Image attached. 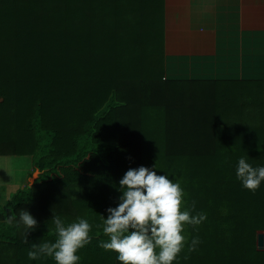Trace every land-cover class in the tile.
Here are the masks:
<instances>
[{
  "label": "trees",
  "instance_id": "trees-1",
  "mask_svg": "<svg viewBox=\"0 0 264 264\" xmlns=\"http://www.w3.org/2000/svg\"><path fill=\"white\" fill-rule=\"evenodd\" d=\"M5 5L0 156L29 157L34 175L0 207V264H55L27 256L57 238L53 215L92 225L79 264H120L98 246L108 239L101 216L139 166L180 183L182 210L206 214L184 226L179 264H264V183L249 191L235 175L240 157L264 165V87L168 75L165 0ZM21 210L37 221L27 240L8 222Z\"/></svg>",
  "mask_w": 264,
  "mask_h": 264
},
{
  "label": "clouds",
  "instance_id": "clouds-1",
  "mask_svg": "<svg viewBox=\"0 0 264 264\" xmlns=\"http://www.w3.org/2000/svg\"><path fill=\"white\" fill-rule=\"evenodd\" d=\"M235 175L243 188L254 192L264 183V165L253 167L245 157H240ZM118 183V203L106 209V218L100 215L103 233L108 239L100 240L98 246L116 253L115 259L120 264H179L178 255L186 242L184 226L200 225L206 220V214L193 215L190 209H181L184 191L168 174L158 175L152 169L139 166L129 168ZM8 222H15L25 240L37 224L26 210L19 211L18 216L12 213ZM52 223L57 238L54 242L33 245L27 253L28 259L46 256L55 264H79L81 257L77 253L92 242V225L83 217L66 222L59 215H53ZM199 243V238L194 237L188 251H196Z\"/></svg>",
  "mask_w": 264,
  "mask_h": 264
},
{
  "label": "crops",
  "instance_id": "crops-1",
  "mask_svg": "<svg viewBox=\"0 0 264 264\" xmlns=\"http://www.w3.org/2000/svg\"><path fill=\"white\" fill-rule=\"evenodd\" d=\"M165 11L168 75L264 87V0H165Z\"/></svg>",
  "mask_w": 264,
  "mask_h": 264
},
{
  "label": "rangeland",
  "instance_id": "rangeland-1",
  "mask_svg": "<svg viewBox=\"0 0 264 264\" xmlns=\"http://www.w3.org/2000/svg\"><path fill=\"white\" fill-rule=\"evenodd\" d=\"M11 0H0L3 12L8 11L5 5ZM164 25L166 23V11H164ZM246 86V85H245ZM32 160L26 156H0V202L4 197L6 200L16 191L29 185L33 179ZM5 202L0 203L2 207Z\"/></svg>",
  "mask_w": 264,
  "mask_h": 264
},
{
  "label": "water",
  "instance_id": "water-1",
  "mask_svg": "<svg viewBox=\"0 0 264 264\" xmlns=\"http://www.w3.org/2000/svg\"><path fill=\"white\" fill-rule=\"evenodd\" d=\"M258 248L260 250L264 249V240L262 239V235H259V237H258Z\"/></svg>",
  "mask_w": 264,
  "mask_h": 264
}]
</instances>
